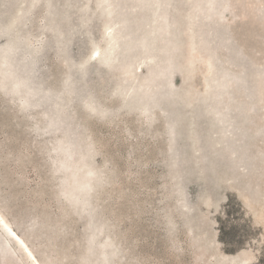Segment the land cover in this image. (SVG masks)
Here are the masks:
<instances>
[{"label": "rangeland", "instance_id": "rangeland-1", "mask_svg": "<svg viewBox=\"0 0 264 264\" xmlns=\"http://www.w3.org/2000/svg\"><path fill=\"white\" fill-rule=\"evenodd\" d=\"M0 217V264H264V0H0Z\"/></svg>", "mask_w": 264, "mask_h": 264}, {"label": "bare ground", "instance_id": "bare-ground-1", "mask_svg": "<svg viewBox=\"0 0 264 264\" xmlns=\"http://www.w3.org/2000/svg\"><path fill=\"white\" fill-rule=\"evenodd\" d=\"M229 36H231L230 34H229ZM0 225L2 226V228L5 230V231H7L8 233H9V235L12 237V238H14L12 235H11V232H10V227L4 222V220L3 219H1V217H0ZM18 237V236H17ZM15 239V238H14ZM17 241V240H16ZM18 242V241H17ZM19 243V242H18ZM19 245L22 247V245L19 243ZM23 248V247H22ZM24 249V248H23ZM25 250V249H24ZM26 252V251H25ZM31 257H32V255H31Z\"/></svg>", "mask_w": 264, "mask_h": 264}]
</instances>
